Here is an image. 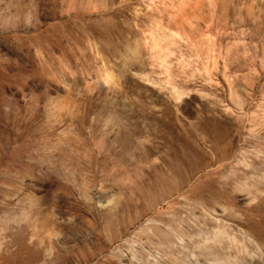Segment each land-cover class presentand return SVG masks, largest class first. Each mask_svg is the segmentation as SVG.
I'll return each instance as SVG.
<instances>
[{
    "label": "rangeland",
    "instance_id": "1",
    "mask_svg": "<svg viewBox=\"0 0 264 264\" xmlns=\"http://www.w3.org/2000/svg\"><path fill=\"white\" fill-rule=\"evenodd\" d=\"M228 1L229 22L236 12L246 21L232 33L243 30L261 57L262 4L252 7L256 24L246 0ZM61 8L62 0H0V264H142L132 245L138 257L180 264H264V75L239 120L227 115L231 132L214 152L171 148L169 136L143 127L124 87L83 89L99 64L85 37L59 35L75 20ZM34 16L43 27L28 22ZM64 98L78 112L51 110ZM217 229L245 250L195 247Z\"/></svg>",
    "mask_w": 264,
    "mask_h": 264
},
{
    "label": "bare ground",
    "instance_id": "2",
    "mask_svg": "<svg viewBox=\"0 0 264 264\" xmlns=\"http://www.w3.org/2000/svg\"><path fill=\"white\" fill-rule=\"evenodd\" d=\"M246 1V16L256 23L252 7L259 1L264 12V0ZM130 5L134 6L132 14L127 12ZM228 10V0H62L61 16L75 20L62 22L57 28L63 37H85L90 44L99 68L93 77L84 79L86 92L100 86L110 92L124 87L122 94L135 105L133 113L141 118L144 128L151 124L158 136H169L165 145L193 149L201 155L208 149L214 152L221 135L230 134L228 118H239L264 75V50L261 57L250 54L244 31L239 37L232 33L234 25L243 26V16L236 12L230 23ZM28 22L44 26L37 16ZM242 64L247 65L246 73L241 72ZM239 86L244 88L245 97L238 93ZM155 88L168 92L171 101L163 99ZM66 98L52 102L51 110L78 112L77 105ZM224 241L241 244L217 229L195 247L209 250L221 247ZM239 246L245 250L243 244ZM130 253L134 262L142 264H180L174 257L169 261L157 252L138 257L134 245Z\"/></svg>",
    "mask_w": 264,
    "mask_h": 264
}]
</instances>
